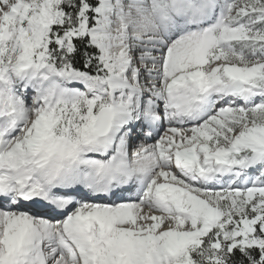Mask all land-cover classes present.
Here are the masks:
<instances>
[{
    "label": "snow or ice",
    "instance_id": "1",
    "mask_svg": "<svg viewBox=\"0 0 264 264\" xmlns=\"http://www.w3.org/2000/svg\"><path fill=\"white\" fill-rule=\"evenodd\" d=\"M0 264H264V0H0Z\"/></svg>",
    "mask_w": 264,
    "mask_h": 264
}]
</instances>
